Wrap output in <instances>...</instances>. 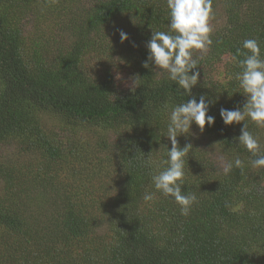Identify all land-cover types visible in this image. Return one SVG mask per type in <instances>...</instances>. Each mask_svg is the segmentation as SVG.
<instances>
[{
    "label": "trees",
    "instance_id": "16d2710c",
    "mask_svg": "<svg viewBox=\"0 0 264 264\" xmlns=\"http://www.w3.org/2000/svg\"><path fill=\"white\" fill-rule=\"evenodd\" d=\"M212 4L224 20L194 53L192 91L215 124L178 137L192 145L182 191L197 196L184 216L170 198L143 200L156 192L146 157L163 170L171 148L164 105L190 99L143 66L152 29L169 31L166 0H0V145L36 147L18 163L0 154V264H264V169L235 139L244 122L220 115L246 101L229 54L252 38L264 58V0ZM125 18L133 28L121 42L114 27ZM248 123L264 152V128ZM219 157L244 168L224 175Z\"/></svg>",
    "mask_w": 264,
    "mask_h": 264
},
{
    "label": "clouds",
    "instance_id": "9594fccd",
    "mask_svg": "<svg viewBox=\"0 0 264 264\" xmlns=\"http://www.w3.org/2000/svg\"><path fill=\"white\" fill-rule=\"evenodd\" d=\"M166 3L170 18L167 26L169 31L152 29L151 39L146 45L148 57L143 66L151 68L156 81L163 76L177 85L178 93L190 99L175 105H164L167 113L164 137L171 141V148L166 146L167 159L163 161L166 167L160 170V165L156 164L152 153L146 157L145 165L149 168L155 165L151 182L156 192L174 200L180 206L181 215L188 216L191 206L197 201L194 193L182 191V186L185 185V158L192 145L180 147L178 137L191 134L193 124L197 125L201 132L205 130L206 125L215 124V117L209 115L210 102L206 96L200 95L197 100L192 91L200 80V72L194 70L198 68L201 57L194 58V53H206L213 44L210 20L214 17V11L212 0H166ZM120 38L121 42L129 39L127 33L122 30ZM228 62L238 65L241 69L235 74V79L239 82V88L242 90L240 93L246 97V101L242 109L221 108V118L224 124L229 126L244 122L241 134L235 139L255 157L250 161L252 168L264 169V152L261 151L258 136L249 131L248 123L251 121L257 128H264V58L261 56L259 42L252 38L245 39L242 48H238L235 54H229ZM138 78L139 76L132 78V84L129 86L132 92L139 87ZM218 162L224 175L230 174L234 167L241 170L244 168V161L239 157L233 161H225L223 157H219ZM156 192L146 191L143 195L144 202L154 201Z\"/></svg>",
    "mask_w": 264,
    "mask_h": 264
},
{
    "label": "rangeland",
    "instance_id": "374dc122",
    "mask_svg": "<svg viewBox=\"0 0 264 264\" xmlns=\"http://www.w3.org/2000/svg\"><path fill=\"white\" fill-rule=\"evenodd\" d=\"M221 12H222V8H221V6H219V8H217L216 12H214V17L210 20V24H211L212 28H214V26L218 27V26L223 24L224 17L221 16L222 15ZM115 25L116 26L114 27V29L117 31V33L118 32L120 33L121 30L124 31L125 27L130 28V29L133 28L132 21H129V19H127V18H125L124 20L123 19L120 20V22L116 23ZM45 132L48 133L49 135H52L51 129H46ZM25 145H26L24 147L25 150L24 151L21 150L20 154L18 153V151H16V149L14 147H11V145H4V146L0 145V154H4V153L9 154L10 160L13 163L21 162L22 159H24V158H27L28 160H30L34 157L32 151L36 147H34L32 145H28V144H25ZM114 169H115V165H114L113 169H109L111 177L115 176ZM218 171L222 172L223 170L218 169ZM67 175L70 177H66L68 179V182H67V185L64 184L63 186H67L68 190H71L72 188L75 187V186H72L70 183L72 180V175H74V176H76V175H75L74 171H70L69 173H67ZM62 179H63V177H59V179H57L59 181V186L62 182L61 181ZM80 179H82V177H80ZM80 179L77 178L76 181H78ZM94 197H95V194L92 192V190L88 189L85 191L84 199H87V198L93 199ZM156 197H157L156 200H165V197H163L160 193H157ZM97 198H99L98 195H97ZM98 203H99V201H98ZM98 214H100L99 210H98ZM164 217H165V219L169 218V216L166 213H164ZM156 222L159 226H163L157 221V219H156Z\"/></svg>",
    "mask_w": 264,
    "mask_h": 264
}]
</instances>
